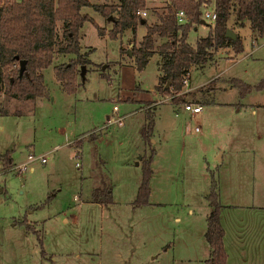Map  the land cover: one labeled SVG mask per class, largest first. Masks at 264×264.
<instances>
[{
  "label": "rangeland",
  "instance_id": "obj_1",
  "mask_svg": "<svg viewBox=\"0 0 264 264\" xmlns=\"http://www.w3.org/2000/svg\"><path fill=\"white\" fill-rule=\"evenodd\" d=\"M147 4L151 23L169 0ZM204 7L214 9V0ZM84 12L107 33L92 21L83 25L89 63L74 92L63 89L54 64L44 73L47 97L0 92V111L9 112L0 114V264H207L215 181L227 264H264V90L243 95L234 85V78L252 86L264 80V37L253 44L251 28H242L239 56L223 51L216 67L191 72L192 90L170 96L156 88L157 55L142 71L132 45L122 55L132 30L112 38V21L92 7ZM203 19L189 32L194 45L215 25ZM146 32L139 25L137 40ZM190 103L202 111L193 115ZM151 119L148 142L143 128ZM153 150L149 203L137 206L142 159ZM31 153L48 162L37 159L20 172L15 165ZM103 180L112 190L109 205L93 201Z\"/></svg>",
  "mask_w": 264,
  "mask_h": 264
},
{
  "label": "trees",
  "instance_id": "obj_2",
  "mask_svg": "<svg viewBox=\"0 0 264 264\" xmlns=\"http://www.w3.org/2000/svg\"><path fill=\"white\" fill-rule=\"evenodd\" d=\"M212 2L169 0V5L162 11L155 10L158 18L150 23L147 14H143L149 9L147 0H0V92L20 100L47 97L45 70L56 62L58 56L67 54L75 57L70 62L56 64L54 71L63 89L74 92L81 73L79 66L89 63L81 51L83 25L86 21H92L101 35L107 33L90 14L84 12L85 7H92L113 22L109 32L112 38H117L128 28L136 33L139 25L147 27L143 38L134 40L132 56L137 69L142 71L154 54H160L162 75L156 88L162 94L172 96L182 91L184 77H187L190 69L205 65L216 51L224 47H232L238 54L244 51L240 35L236 39L227 36L228 22L233 16L239 26L250 21L254 41L264 34V0H214L217 18L213 30L195 45L190 43V30L204 20V6ZM179 10L187 14L186 23L178 22ZM60 22L63 23L62 34L58 31ZM121 51L125 52V49ZM23 60L26 61V69L21 74ZM234 83L241 87L243 95L264 90V80L255 86L237 78H234ZM0 112L2 115L9 113L6 110ZM153 123L151 119L150 124L143 128V135L148 142L151 141ZM95 135L93 133L92 138H96ZM153 155L154 150L149 158L142 159L143 176L135 202L137 206L149 203ZM102 183L94 192L93 201L109 205L113 203L112 190L107 182L103 180ZM208 200L212 210L208 216L206 239L212 251L206 263L227 264L225 229L220 216L222 205L216 181Z\"/></svg>",
  "mask_w": 264,
  "mask_h": 264
},
{
  "label": "crops",
  "instance_id": "obj_3",
  "mask_svg": "<svg viewBox=\"0 0 264 264\" xmlns=\"http://www.w3.org/2000/svg\"><path fill=\"white\" fill-rule=\"evenodd\" d=\"M149 8V7H148ZM96 12V11H95ZM98 13V12H97ZM89 14V13H88ZM99 14V13H98ZM91 15V14H90ZM101 15V14H100ZM92 16V15H91ZM102 16V15H101ZM93 18H94V16H92ZM94 20H95V18H94ZM236 26H237V29H232L234 32H236V34L237 35H240L241 36V29L242 28H244V27H246V26H249L250 28H251V24H250V21H245V25L244 26H239L238 24H236V21H235V17L233 16L231 19H230ZM230 20H229V22H228V25H230ZM202 23V22H201ZM205 23V22H204ZM230 27V26H229ZM214 28V27H213ZM213 28L211 29V31L213 30ZM195 29H197V28H195ZM231 29V28H230ZM130 30H132V36L125 42V44H123L122 43V46H121V48H123V49H126V47H127V45H132L133 46V44H134V40L135 39H137V32L135 33L134 31H133V29H131V28H128V29H126L125 31H130ZM125 31L122 33V34H120L119 36H123L124 35V33H125ZM210 31V32H211ZM210 34V33H209ZM254 31L251 29V38H252V41L254 42L253 44H255V41H254ZM262 37H264V34L263 35H261V36H259L258 38H257V40L256 41H258L260 38H262ZM83 38H84V36H83V34H82V38H81V48H82V40H83ZM201 38H203V37H201ZM201 38H199V39H201ZM198 39V40H199ZM241 39H242V36H241ZM242 42H243V39H242ZM244 45V44H243ZM81 51L83 52V49H81ZM223 51H234V49L232 48V47H224V48H222V49H220L219 51H216L215 53H214V56H213V58L211 59V60H209L205 65H199V66H193L191 69H190V71H189V74L187 75V85L185 84V88H186V90H185V92L187 91H189L190 89H191V87H190V85H189V78H190V75H191V72L194 70V69H205V68H211V67H216L222 60L220 59L219 60V58L221 57V53L223 52ZM235 52V51H234ZM230 53H232V52H230ZM236 53V52H235ZM87 54V53H86ZM237 54V53H236ZM243 54V53H242ZM68 55H71V54H67V55H60V56H58L57 57V59H56V62L58 61V59H61V58H65V57H67ZM122 55L124 56V52H122ZM155 55H157L158 56V61H157V66H158V71H159V78H158V84H159V79H160V76L162 75V72H161V70H160V63H161V55L160 54H158V53H156V54H154L151 58H153ZM231 55V54H230ZM238 56H239V54H237ZM236 56V55H235ZM71 57V56H70ZM151 58H150V60H151ZM238 58V57H237ZM231 58H229L228 60H230ZM131 60L132 61H134L135 62V60H134V57L132 56L131 57ZM150 60H149V62H150ZM54 63V67H55V65L56 64H59V63ZM61 63H63V62H61ZM136 64V63H135ZM217 77H223V76H221V75H214V77H213V79L214 78H217ZM224 78V77H223ZM227 79V78H226ZM60 82V81H59ZM61 83V82H60ZM62 84V83H61ZM157 84V85H158ZM63 87V86H62ZM192 90V89H191ZM39 98H43V97H38V98H36V99H39ZM196 104H199V103H196ZM153 105H155L156 106V103L154 102L153 103ZM122 118V117H121ZM122 120V119H121ZM11 163V162H10ZM12 166V165H11ZM15 166H17V165H15Z\"/></svg>",
  "mask_w": 264,
  "mask_h": 264
},
{
  "label": "built area",
  "instance_id": "obj_4",
  "mask_svg": "<svg viewBox=\"0 0 264 264\" xmlns=\"http://www.w3.org/2000/svg\"><path fill=\"white\" fill-rule=\"evenodd\" d=\"M144 15H146V12H143ZM203 17L205 19H211L212 21H215L217 18V13L215 11V7L214 9H206V11L204 12ZM177 19L179 23H186L188 21V16L185 13L184 10H179L177 12ZM184 83H187V77H184ZM186 110L190 111L193 115H196L197 113L201 112L203 107L200 104H194V103H190V104H186L185 106ZM115 109L117 110V106H115ZM121 117L119 118V122H121ZM197 131H199V127L196 128ZM39 159L42 163H47L48 162V158L46 157V155H42L40 157L35 156V154L31 153L28 156V160L18 166H16L15 168L18 169L20 172H24L28 170V166L30 163H32L33 161ZM79 165V163L77 164Z\"/></svg>",
  "mask_w": 264,
  "mask_h": 264
},
{
  "label": "water",
  "instance_id": "obj_5",
  "mask_svg": "<svg viewBox=\"0 0 264 264\" xmlns=\"http://www.w3.org/2000/svg\"><path fill=\"white\" fill-rule=\"evenodd\" d=\"M110 19L112 20V17H110ZM204 22L205 20L202 21V23ZM227 36L230 38L236 39L238 35L236 34V32H234L232 29L229 28L227 31ZM25 69H26V61L23 60L21 61V74L25 71ZM86 72H87L86 65H82L81 66V78L83 81H85L86 79Z\"/></svg>",
  "mask_w": 264,
  "mask_h": 264
}]
</instances>
